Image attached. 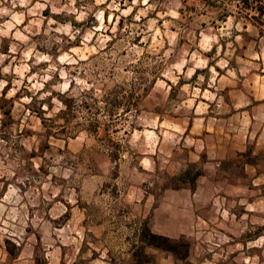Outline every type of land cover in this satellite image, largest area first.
<instances>
[{
    "label": "rangeland",
    "instance_id": "rangeland-1",
    "mask_svg": "<svg viewBox=\"0 0 264 264\" xmlns=\"http://www.w3.org/2000/svg\"><path fill=\"white\" fill-rule=\"evenodd\" d=\"M195 1L0 0V180L30 230L0 219V264L13 242L35 264H264V155L189 133L216 57ZM163 223L186 258L142 242Z\"/></svg>",
    "mask_w": 264,
    "mask_h": 264
},
{
    "label": "crops",
    "instance_id": "crops-1",
    "mask_svg": "<svg viewBox=\"0 0 264 264\" xmlns=\"http://www.w3.org/2000/svg\"><path fill=\"white\" fill-rule=\"evenodd\" d=\"M193 10L199 12L201 37L208 26L212 28L210 49L216 57L210 56L211 64L202 71L206 79L199 88L203 109L198 111L197 105L194 107L189 122L198 123V127L189 133L200 141L202 156L216 158L247 152L264 155V0H197ZM200 53L206 57L210 55V52ZM194 71V74L201 72ZM205 92L210 95L206 96ZM12 186L8 181L0 180V219L10 220L15 216L17 229L29 233L23 225L26 210L18 215L13 212L17 195ZM239 214L243 215V212ZM231 215L234 217L236 213L231 212ZM155 233L184 231L169 230L163 223ZM7 240L0 234V263L9 253ZM13 243L16 253L10 256V264H35L31 245ZM26 250L30 254H23ZM50 252L47 264H70L57 250ZM144 264L170 263L158 259ZM171 264L178 263L173 260Z\"/></svg>",
    "mask_w": 264,
    "mask_h": 264
},
{
    "label": "trees",
    "instance_id": "trees-1",
    "mask_svg": "<svg viewBox=\"0 0 264 264\" xmlns=\"http://www.w3.org/2000/svg\"><path fill=\"white\" fill-rule=\"evenodd\" d=\"M141 237L144 245L151 246L156 249L165 250L172 253L177 258L184 259L188 255L189 243L181 237L172 238L169 236L151 232L148 229L143 230V234ZM149 261L150 260L146 259L141 264Z\"/></svg>",
    "mask_w": 264,
    "mask_h": 264
}]
</instances>
